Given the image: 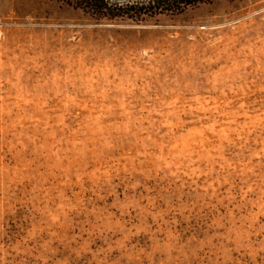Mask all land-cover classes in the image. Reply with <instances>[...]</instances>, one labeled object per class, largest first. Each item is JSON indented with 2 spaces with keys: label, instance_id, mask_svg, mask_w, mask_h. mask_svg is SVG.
I'll return each mask as SVG.
<instances>
[{
  "label": "rangeland",
  "instance_id": "obj_1",
  "mask_svg": "<svg viewBox=\"0 0 264 264\" xmlns=\"http://www.w3.org/2000/svg\"><path fill=\"white\" fill-rule=\"evenodd\" d=\"M0 264H264V0H0Z\"/></svg>",
  "mask_w": 264,
  "mask_h": 264
},
{
  "label": "trees",
  "instance_id": "obj_2",
  "mask_svg": "<svg viewBox=\"0 0 264 264\" xmlns=\"http://www.w3.org/2000/svg\"><path fill=\"white\" fill-rule=\"evenodd\" d=\"M79 9L94 21L128 20L142 22L147 17L176 14L211 0H58Z\"/></svg>",
  "mask_w": 264,
  "mask_h": 264
}]
</instances>
